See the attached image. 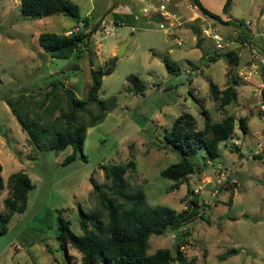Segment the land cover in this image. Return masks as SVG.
<instances>
[{"label": "rangeland", "instance_id": "1", "mask_svg": "<svg viewBox=\"0 0 264 264\" xmlns=\"http://www.w3.org/2000/svg\"><path fill=\"white\" fill-rule=\"evenodd\" d=\"M71 1L78 5L82 16L88 17L84 32L88 34L97 24L85 44L78 45V57L74 52L66 57L50 56L37 43L40 31L63 33L76 22L73 17L55 11L29 18L21 15L19 0H0V208L8 192L10 172L23 170L33 183L27 191L25 208L11 214L6 231L0 234V264H78L80 253L74 247L67 241L64 248L59 246L57 215L66 219L74 232H80L79 210L98 204L88 177L102 183L100 163L129 160L133 166L125 172L128 185L142 190L149 205L189 210L188 199H196V213L184 221L183 235L177 232L186 257H195L196 264H264V156L253 154L257 146H262L264 132L259 136L252 130V121L256 126L263 125L264 117L256 113L259 102L252 81L257 77L244 80L240 76L248 49L240 50L239 61L233 66L236 71L229 72L237 81L235 88L243 91L241 98L246 107L252 110L248 116L251 125L242 132L238 116L249 115L246 109L236 108L234 102L221 109L208 91L209 82L221 86L230 81L225 74L230 66L224 55L226 45L215 48L204 34L202 44L194 45L189 25L173 27L167 23L176 21L174 16L164 18L163 27L144 16L115 24L114 0ZM230 7L232 17L242 23L247 19L253 26L250 41L264 46V0H233ZM212 22L223 32V26ZM199 23L193 22L194 29L200 30ZM99 24H112V35L103 37ZM238 30L247 32L244 24ZM122 41L123 50L116 54ZM202 50H217L219 55L214 61L207 60L209 57L201 56ZM260 53L264 55V50ZM163 58L173 62L175 71L166 70ZM110 64L111 68L101 75L97 91L107 105L104 117L86 126L82 149L73 159L62 162L71 151L69 145L55 151L45 146L36 148L28 141L4 98L10 97L15 106L27 107L29 114L56 104L43 114L51 119L60 107L67 108L64 87L70 88L73 96L84 98L90 84V67L106 68ZM128 73L142 80V94L126 89ZM87 107L91 114L97 112L94 104ZM200 107L212 120L232 114L234 127L218 142L215 157L208 158L202 150L194 155V170L175 187L176 182L160 173L162 167L178 158L163 146L162 133L182 111L190 112L196 127H200ZM87 112H82L85 122ZM234 140L237 147L232 144ZM246 146L250 147L248 151ZM217 165L225 171L223 178L215 170ZM193 188L198 191L193 192ZM177 233L150 234L147 252L167 247L173 254ZM230 247L236 250L225 255ZM168 264H176V260Z\"/></svg>", "mask_w": 264, "mask_h": 264}, {"label": "trees", "instance_id": "2", "mask_svg": "<svg viewBox=\"0 0 264 264\" xmlns=\"http://www.w3.org/2000/svg\"><path fill=\"white\" fill-rule=\"evenodd\" d=\"M54 0H19L22 16L34 18L41 16ZM202 14L220 20V16L204 7L199 0H190ZM230 0H224L222 11L227 12ZM56 12L73 17L76 21H88L87 15L80 16L78 5L71 0H57ZM229 22V21H227ZM234 24V23H232ZM238 40H246L244 33H238ZM88 36L84 31L70 35L54 31H40L37 34V43L50 56L66 57L72 52L80 56V43L85 44ZM198 45V42L196 43ZM78 48V49H77ZM224 55L232 63L237 62L236 52L227 50ZM215 55L209 56L213 60ZM112 63V62H111ZM163 63L168 72H173L175 66L167 58ZM111 68V64L104 70L102 67H90V84L84 98L73 96L72 101L66 97L67 108H59L56 116L44 118V112L52 110L56 104L44 107L40 111H33L22 104L15 106L10 97L4 98L10 111L14 114L20 127L27 133L28 141L36 148L61 150L67 145L71 151L67 153L62 162L74 158L77 151H81L86 126L94 125L104 117L103 110L107 108L106 102L97 95L101 83V75ZM232 83L219 88L215 83L209 82L208 91L212 99L217 100L219 108L231 102L236 94ZM128 84L126 89L132 93H143L144 84L134 73L126 75ZM55 80V79H54ZM53 82V79H52ZM63 88V86H62ZM64 95V91L62 92ZM112 97V96H111ZM114 97V96H113ZM94 104L96 113H90L87 107ZM89 112L87 121L83 120L82 112ZM87 112V113H88ZM202 125L196 127L194 116L188 111H182L172 119L170 125L162 133L163 146L177 154V160L169 162L160 169V173L177 182L194 170L193 157L202 150L208 158L218 154L217 144L229 136L234 127L232 114H225L219 120H212L208 111L200 107ZM238 126L242 132L246 130L244 118H238ZM255 156L259 153H253ZM133 166L132 160L127 162L100 163L104 181L97 182L91 175L88 177L91 188L98 204L88 210H79L77 222L80 232H74L68 221L57 215V239L59 246L64 248L65 242L80 253L78 264H168L176 260V264H196L195 257H186L180 249L182 237L175 242L174 253L167 247H157L152 252H147L148 236L152 233L159 234L165 231L184 232L181 227L184 221L196 213V199L189 198V210H177L167 205H149L145 195L139 188H131L126 180V169ZM1 171V164H0ZM264 182V181H263ZM8 192L2 198L3 208H0V234L7 229V221L14 211H22L26 206L27 191L32 188L28 174L23 170H15L7 177ZM3 180L0 174V188ZM234 247L227 248L225 255L234 252Z\"/></svg>", "mask_w": 264, "mask_h": 264}, {"label": "crops", "instance_id": "3", "mask_svg": "<svg viewBox=\"0 0 264 264\" xmlns=\"http://www.w3.org/2000/svg\"><path fill=\"white\" fill-rule=\"evenodd\" d=\"M199 1L201 2V4L204 7H206L207 9H209L210 11H212L214 13H217L220 16V20H213L212 18L202 14L200 12V10L195 5L191 4L190 0H169L166 3V8L168 9L167 11H168L170 16H174V18L176 19V21L172 20L170 22L173 23L172 24L173 27L178 26V25H180L182 23L189 25L190 28L192 29V32H193L192 37L194 38V45H197L196 44L197 42H198V45L202 44L201 43V38L203 36L200 33H201V28H202V26L204 25V23L206 22L207 19H209L211 21H216L219 25L223 26V28H224L223 32H221L219 29L218 30L225 37V39L228 38V39H231V40L227 41V42L223 40L219 47H221L223 45H226L227 46V50L235 51L236 52V57H237V62L235 64L228 60V62H230L229 63L230 66L225 71V74L228 75L229 78H230L229 82L232 83V78H231V74L230 73H233V71H236V69H233V66L237 65V63L239 61L240 50L243 47H245L242 42L243 41H247V40L250 41L249 34H252L253 26H251L250 24L246 25V24H244V22L242 23L239 20H237L236 18L232 17V15H231V11L232 10H231L230 5L228 7V11L227 12H223L222 11V5H223L224 0H199ZM231 2H233V0H230V3ZM143 4H144V1H141V0H114V2L112 4V5H114L113 11L115 12V16L112 18L114 23L115 24H117V23L121 24V23L124 22L125 19L129 20V21H132L133 19L138 18V17H142V16L146 17L149 20L148 17L151 14H146V13H144V12H142L140 10V7ZM79 15L82 16L80 13H79ZM75 21H76V19H75ZM194 21L200 22L199 23L200 26H201L200 30H199V28H196V27L194 29V25H193ZM227 21H229V22H227ZM211 23H212V25H214L213 22H211ZM232 23H234V24H232ZM237 24H239V26H240V24H244V26L247 28V32H246L247 34L245 33V35L247 36L246 40H243V41H239L238 40V36L237 35H238V33H242V31L238 30L239 26ZM255 30L257 32L260 31L259 27H255ZM225 31H227V33L231 32V34H227ZM233 31L236 32V34L232 33ZM197 36L199 37L198 41L196 40ZM207 38H209V37H207ZM177 41H179V40H177ZM253 44L257 48L264 50V46H261L259 43H253ZM214 47L215 48H219V47H217L215 45H214ZM227 50H225V51H227ZM213 54L215 55V57H214L213 60H211V59L210 60L214 61L219 55L217 50H202L201 56L204 55L207 58V57H209V56H211ZM207 60H209V58H207ZM173 71H175V69ZM235 82H237L236 79H235ZM226 83H227V81H224L222 83V85L218 86V87L222 88V87H224L226 85ZM234 83H233V86H234ZM234 88H235V86H234ZM235 90H236V94H235L234 99L231 102H234V104H235L234 106L236 108H245L247 113H249V115L244 114L243 116L242 115L238 116V118L239 117H243L244 118V124L246 126V130L248 131L249 126L251 125L250 124L251 121L249 120L248 116L252 115V110H251L250 107H246L245 99L243 97L241 98V96L243 94V91L241 89H236V88H235ZM239 97L241 98V100L239 99ZM256 113L261 114L259 109H256ZM226 114H228V113H226ZM260 116H262V115H260ZM248 122H250V123H248ZM252 125H253V129H252L253 133L258 132L259 133L258 135L261 136L262 132H264V124L263 125L260 124V125L256 126L255 121H252ZM257 144H259V143H257ZM260 144L264 147V140ZM246 148H247V151H248L250 147L246 146ZM263 156H264V153H263ZM207 207L209 208V206H207ZM207 207H206V209H208Z\"/></svg>", "mask_w": 264, "mask_h": 264}, {"label": "built area", "instance_id": "4", "mask_svg": "<svg viewBox=\"0 0 264 264\" xmlns=\"http://www.w3.org/2000/svg\"><path fill=\"white\" fill-rule=\"evenodd\" d=\"M144 1V4L140 7V10L146 14H156L160 17L159 21H156L159 27H163V20L164 18L170 16L167 9L166 3L169 0H141ZM212 21L207 19L204 25L201 28V34L211 38L214 42V45L219 47L222 41H230L231 39H225V37L221 34V32L214 27L211 23ZM168 24L172 25V22H168ZM244 24L249 25L250 21L245 20ZM100 29L99 31L103 32V37H108L113 33V25L112 24H99L98 26ZM79 31H84L83 29V22L76 21V23L70 25L66 29L63 30V34L70 35ZM253 31V29H252ZM245 48L248 49V56L246 61L243 65V71L240 73L241 78L247 80L249 76L254 75L257 77L254 83L253 89L256 92V97L259 102L258 109L260 110L261 115L264 117V55L260 53V49L257 48L252 42L250 41H243L242 42ZM259 50V51H257ZM234 147L238 146V142L234 140L232 142ZM253 153H264L263 146H257ZM215 170H217L221 178H223V174L225 171L222 170V167L219 165L216 166ZM198 191V188H193V192ZM187 202V201H186ZM185 208V204L183 205Z\"/></svg>", "mask_w": 264, "mask_h": 264}, {"label": "water", "instance_id": "5", "mask_svg": "<svg viewBox=\"0 0 264 264\" xmlns=\"http://www.w3.org/2000/svg\"><path fill=\"white\" fill-rule=\"evenodd\" d=\"M57 0H54L46 9H44L42 12H41V16H45V15H48V14H51V13H54L56 11V4ZM149 20H152V21H159L160 20V17L156 14H151L149 15ZM96 26L97 24L95 23L94 26L92 27V29L88 32V36L91 35V33L93 31H95L96 29ZM125 44V41H122L119 43L118 47H117V51H116V54H120L123 50V45ZM48 53H50V50H46ZM102 69L104 70L105 68L102 67ZM64 94L65 96L67 97V99L69 101H72V98H73V92L71 91L70 88L68 87H64ZM179 238V233H177V237H176V240H178Z\"/></svg>", "mask_w": 264, "mask_h": 264}]
</instances>
